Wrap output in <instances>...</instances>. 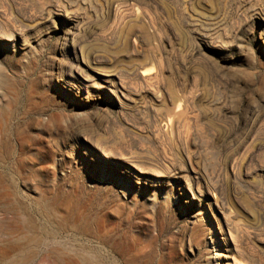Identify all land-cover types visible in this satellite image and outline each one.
Listing matches in <instances>:
<instances>
[{
	"label": "rangeland",
	"instance_id": "rangeland-1",
	"mask_svg": "<svg viewBox=\"0 0 264 264\" xmlns=\"http://www.w3.org/2000/svg\"><path fill=\"white\" fill-rule=\"evenodd\" d=\"M0 52V248L264 264V0H0Z\"/></svg>",
	"mask_w": 264,
	"mask_h": 264
},
{
	"label": "bare ground",
	"instance_id": "bare-ground-1",
	"mask_svg": "<svg viewBox=\"0 0 264 264\" xmlns=\"http://www.w3.org/2000/svg\"><path fill=\"white\" fill-rule=\"evenodd\" d=\"M67 36H68L67 33H65L64 38H63V42L64 41L67 42V43L70 42L69 45H72V46L75 47V41L72 42V39L70 41L69 40V36L68 37ZM100 74H101V77L102 78H101V82H99L98 88H100L103 92H106V90H107L109 93H114V91H117L118 90V91H120L122 93V88L123 87L119 86V89L116 88V86L113 83V80L107 74H105V73H100ZM184 188H186V187L183 185V187L181 189H184ZM185 194H186V192H185ZM186 197L188 198V202L191 205H194V202L196 201L197 198L193 195V193L191 194V196L188 195V194H186ZM25 223H26V225L28 227H31L33 225L32 217L28 216V219L26 220ZM220 225L221 224L219 222V230H220V233L222 235L221 239H222L223 243L226 245V247L223 248V251L224 252L221 253V255H219V259H222V261H224V264H235L236 263V256H235L236 248L234 246V243H231L230 238H228V236H226V234L224 232V229L222 227H220ZM32 227H34V226H32ZM36 228L37 227H35V229ZM37 229H38V233H36V231H35V233H36L35 235H33L31 233L33 236H27L25 238V241L27 242V244L25 243L27 245L25 247V250L24 251L21 250L22 252L20 251V253L17 254L16 256H14V257L10 256V249L12 247H14V244L15 243L13 244L12 243L13 241L11 242L12 244L5 242L6 245L4 247H1L0 248V264H25V263L29 262L32 259V256H33L34 252H36L38 250V248L41 247L45 243V241H47L46 239H52V238H55L56 239L57 230L55 231L54 228L48 230V229H45L42 226V227L37 228ZM227 231H228V234L231 236L232 235V230H231V227L229 225L227 226ZM9 241L10 240H8V242ZM18 242H20V241H18ZM54 243H57V242L56 241L52 242L51 243L52 246H49V248H51L53 252H56V254H57V258L56 259H57L58 262H60L61 260L64 261L63 260L64 258L61 257V256H59V254L57 252V251L60 250L59 249V246H56V244H54ZM16 245H18V244H16ZM57 245H59V244H57ZM11 250L13 251V249H11ZM17 250H19V249L16 248V252H17ZM16 252H14V253H16ZM62 254H63V252H62ZM86 254H87V252L86 253H83V250L80 252V257H81L80 259H82V261L84 262V264H100L99 256H97V254H92L90 252H88L87 255ZM35 256H37V255H35ZM52 256H53V254H52ZM37 264H39V263L37 262ZM217 264H219V263H217Z\"/></svg>",
	"mask_w": 264,
	"mask_h": 264
},
{
	"label": "snow or ice",
	"instance_id": "snow-or-ice-1",
	"mask_svg": "<svg viewBox=\"0 0 264 264\" xmlns=\"http://www.w3.org/2000/svg\"><path fill=\"white\" fill-rule=\"evenodd\" d=\"M0 56H3V53L2 52H0Z\"/></svg>",
	"mask_w": 264,
	"mask_h": 264
}]
</instances>
